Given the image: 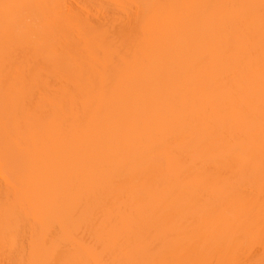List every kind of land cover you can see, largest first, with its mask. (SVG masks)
I'll return each mask as SVG.
<instances>
[{
  "label": "bare ground",
  "instance_id": "6f19581e",
  "mask_svg": "<svg viewBox=\"0 0 264 264\" xmlns=\"http://www.w3.org/2000/svg\"><path fill=\"white\" fill-rule=\"evenodd\" d=\"M0 264H264V0H0Z\"/></svg>",
  "mask_w": 264,
  "mask_h": 264
}]
</instances>
